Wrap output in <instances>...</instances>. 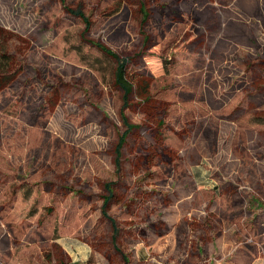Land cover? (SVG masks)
Returning <instances> with one entry per match:
<instances>
[{
	"label": "rangeland",
	"instance_id": "374dc122",
	"mask_svg": "<svg viewBox=\"0 0 264 264\" xmlns=\"http://www.w3.org/2000/svg\"><path fill=\"white\" fill-rule=\"evenodd\" d=\"M87 40L148 86L116 241L122 93ZM0 43L22 67L0 96V264H264V0H0Z\"/></svg>",
	"mask_w": 264,
	"mask_h": 264
},
{
	"label": "trees",
	"instance_id": "16d2710c",
	"mask_svg": "<svg viewBox=\"0 0 264 264\" xmlns=\"http://www.w3.org/2000/svg\"><path fill=\"white\" fill-rule=\"evenodd\" d=\"M68 12L77 16L83 20L85 23V31L83 37L87 34L90 29V22L86 14L81 9L68 8ZM141 13L143 15L142 25L146 22L149 14L144 3L141 4ZM87 43L97 48L104 56L108 58L109 63L112 66V75L114 80V85L122 93V105L120 109V117L123 122V131L118 137V141L114 148V164H115V177L116 181L108 182L105 184L106 192L108 193L104 197V202L102 205L103 216L110 220L113 225V240L116 241L118 228L116 227L115 221L108 215V207L110 201L113 200L114 192L113 187L122 180L123 178V150L126 146L128 138L131 134L141 128L140 125L130 122L128 116L126 115V110L131 106V100L135 96L140 99H146L148 95V86L141 85V77L138 73L132 71V66L135 64L136 59L139 56L122 55L118 52L112 50L101 42L87 40ZM96 71H100V68L94 67ZM22 67L18 64L17 57L11 50L7 49L4 45L0 43V96L18 79L21 73ZM122 259L124 264H129L128 256L122 254Z\"/></svg>",
	"mask_w": 264,
	"mask_h": 264
}]
</instances>
